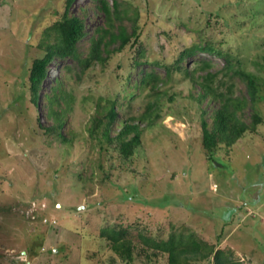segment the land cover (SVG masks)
I'll return each mask as SVG.
<instances>
[{
	"label": "rangeland",
	"instance_id": "obj_1",
	"mask_svg": "<svg viewBox=\"0 0 264 264\" xmlns=\"http://www.w3.org/2000/svg\"><path fill=\"white\" fill-rule=\"evenodd\" d=\"M118 2L120 19L98 0L72 1L66 12L82 19L84 35L74 54L54 56L34 103L32 63L60 47L54 23L65 0H0V264H168L136 232L193 236L229 249L234 264H264V0ZM97 27H110L99 59ZM207 45L215 52L178 61ZM237 70L260 86L254 95ZM207 72L223 96L205 92ZM224 96L236 100L238 137L214 132ZM112 101L109 141L102 127L91 132ZM49 108L65 110L61 128L50 129L59 119ZM202 119L216 140L213 160ZM126 120L141 130L129 157L114 140ZM121 228L131 232L130 259L101 233Z\"/></svg>",
	"mask_w": 264,
	"mask_h": 264
},
{
	"label": "trees",
	"instance_id": "obj_2",
	"mask_svg": "<svg viewBox=\"0 0 264 264\" xmlns=\"http://www.w3.org/2000/svg\"><path fill=\"white\" fill-rule=\"evenodd\" d=\"M73 0H65V11L64 14L61 16L60 19H58L54 23V28L57 31L56 40L58 41L60 47H56L55 49L52 47L47 50L45 55L41 58L34 59L31 67V72L29 75V83H30V89L34 95L33 102L36 103V98L38 96V91L40 89L41 83L46 78L48 73V65L53 60L54 56L59 55L61 57L65 55H72L75 53L76 50V43L77 41L84 35V25L82 19H80L77 16L69 15L66 12L71 5ZM99 5L103 12L107 14L109 17L110 14H113L115 18L120 19V14L123 12L120 10V3L118 0H112V9L110 8L108 4V0H98ZM110 9L112 12H110ZM110 30V27L108 28H102L97 27L95 28L96 38L93 45V49L95 51V59H99L98 47L100 46V43L103 40V37L108 33ZM133 33L135 32V28H133ZM122 42L124 43L126 35L120 34L118 35ZM115 36L111 35V41L114 40ZM196 46H193L188 49H184L178 58V61L180 62L185 58V56L193 55L197 49L201 51H207V52H215V49L211 45L194 48ZM218 55H221L219 51H216ZM201 67H209L210 63L209 61L202 60L201 61ZM226 69H230L231 63L228 62V64L225 66ZM239 73L243 74L241 70H237ZM248 79L249 84V92L251 95H254L260 88V86L256 83L253 76L244 73ZM151 77L156 78V74L149 73L145 74V77ZM215 73L207 72L202 77V81L200 82L203 89L206 93H211L212 95H222L221 92H215V89L211 86L210 82L214 80ZM235 98H231L229 96L223 97L222 105L219 106V108L216 110V117H215V131L214 132H223L226 129H230L233 137H238L241 135L242 131L244 130L243 124L239 122V120H236V118L233 115V111H229V107L232 104L237 105ZM114 102L108 106V108L105 110L104 117H97L93 116V125H92V134H94V129H101L103 136H105L109 141H111V138L108 136V130L110 124L114 121L116 118V111ZM151 107H153V104H149L147 107V110ZM53 112L56 116L58 121H56L55 126H51L50 129L54 128H61L64 124V121L61 119L62 116L65 113V110H54L52 108H49V112ZM56 119V120H57ZM104 119H106V122H104ZM260 121V117L256 114L255 118L253 119V125L255 123ZM201 133H202V144L203 147L209 152V158H213V147L216 144V140H214V133L212 130H210L208 123L202 119L201 121ZM218 130V131H217ZM141 130L139 128V125L137 123L131 122L130 120H126L122 126L120 131L117 133L116 139L118 142L119 150L121 151V154L123 157H129L133 154L135 148L141 143ZM64 140H67V138H63ZM226 165H223L222 167H225ZM218 168V167H217ZM219 169V168H218ZM103 236L108 237V239L112 242V248L123 258L130 259L132 256V246L130 241L127 239L126 235L130 234L131 232L127 228H121V229H113L110 231L103 230L102 232ZM136 235L139 239L143 240L148 246L153 247L154 249L164 252L167 255V261L168 264H191V260H203V259H211L213 264H234L231 257V251L228 250H222L218 248H214L213 245H210L206 243L205 241H202L196 237L189 236L186 238V240H183L182 236H179L176 238L172 234L167 239H152L149 235L142 234L141 232H136Z\"/></svg>",
	"mask_w": 264,
	"mask_h": 264
}]
</instances>
